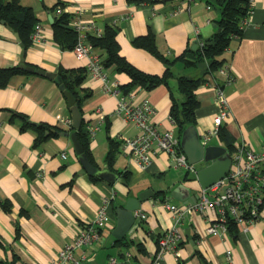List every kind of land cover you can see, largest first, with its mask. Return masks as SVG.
<instances>
[{
	"label": "crops",
	"instance_id": "1",
	"mask_svg": "<svg viewBox=\"0 0 264 264\" xmlns=\"http://www.w3.org/2000/svg\"><path fill=\"white\" fill-rule=\"evenodd\" d=\"M211 1L21 0L32 8L40 26L38 40L25 51V62L46 71L87 67L88 59L78 60L72 51H62L52 42L49 9L60 2L63 11L73 16L72 21L94 23L100 30L105 24L115 25L120 55L141 71L162 75L164 64L147 51L132 46V39L153 33L157 50L169 58L187 48L194 50L190 47L193 41L206 39L216 31L219 12ZM61 10L57 8L56 13ZM19 53L18 42L0 24V67L18 66ZM225 55V71L232 81L221 87L229 111L222 125L233 136L234 146L244 143L260 152L264 145V0H251V12L241 37L231 39ZM171 70L176 76L197 77L201 73L199 67H185L180 61L174 62ZM25 72L13 76L0 88V264L14 256L15 264H50L65 245L73 242L79 226L93 222L105 200L109 202L108 218L100 228V239L75 250V255L82 259L80 264H111V259L115 261L113 264H150L157 239L174 220L160 198L181 207L182 203L174 200L170 192L184 183L194 195L198 188V182L191 179L194 174L184 180L186 171L176 168L164 152L142 166L121 147L113 169L129 171V182L126 185L117 177L109 184L101 179L93 181L79 172L81 165L69 136L50 138L33 147L35 133L23 129L22 118L13 113H22L34 123L60 127L67 125L70 114L65 97L52 80ZM105 72L117 85L128 81L125 74L113 71L112 67ZM225 79V74L218 72L195 91L199 102L195 111L198 136L212 128L213 116L219 109L212 84H222ZM169 84L174 96L180 99L175 78ZM82 87L92 92L83 105L84 118L88 123L98 124L89 148L98 169H104L108 135L122 140L136 135L138 129L114 114L117 96L105 92L98 77L87 74ZM134 91L136 102L147 100L155 108L151 119L159 131L174 128L169 119V90L164 85L152 91L140 88ZM105 117H111L108 133L104 128ZM208 145L225 147L217 135L210 138ZM146 189L162 193L140 202L138 212L145 219H139L135 232L126 236L124 241L128 244L117 243L111 234L115 207ZM206 224L202 212H186L178 226L182 245L175 253L165 252L162 264H201L200 256L209 264H264V218L239 225L236 237L208 235ZM138 243L144 252L138 250ZM227 251H231L229 257ZM126 252L130 253L129 259Z\"/></svg>",
	"mask_w": 264,
	"mask_h": 264
},
{
	"label": "trees",
	"instance_id": "2",
	"mask_svg": "<svg viewBox=\"0 0 264 264\" xmlns=\"http://www.w3.org/2000/svg\"><path fill=\"white\" fill-rule=\"evenodd\" d=\"M212 4L218 9L219 18L215 21L216 31L212 36L206 39H198V46L194 50L185 49L180 55L169 58L159 53L155 45V37L153 33L145 36H137L132 39L131 44L135 48L147 51L153 57L161 61L165 70L162 75L149 74L139 70L129 63L119 53V46L116 41L117 27L113 24H105L101 28V33L97 35L94 32L86 34V41L90 43L94 51L99 55L101 65L104 70L111 68L113 71L123 73L128 77V81L118 85V92L121 95H127L129 92L137 88L145 91H152L160 85H164L169 90L171 106L169 109V119L172 122L177 137L180 139L182 131L189 126H196L195 111L199 106L195 91L201 84L209 82L226 62L228 47L233 38L241 37L246 19L251 12V0H213ZM62 10L56 13V9ZM52 15L51 29L52 42L62 51H72L77 42V31L72 26L73 16L63 11V4L58 2L49 9ZM0 21H4L19 36V42L24 45L25 51L33 43L34 27L38 24V19L30 6H25L21 0H0ZM180 61L185 67H199L201 73L197 77H188L185 75H175L171 70L174 62ZM21 73H26L18 66L0 67V88H4L9 80ZM89 71L86 67H77L71 69H62L58 67V75L61 84L71 93L75 100V105L82 117L80 127L74 129L70 124L64 127L50 125L44 122L33 123L22 114L15 112L22 118V128H27L35 133L33 147H38L42 142L50 138H59V132L75 133L83 152L88 161L98 168L91 154L89 145L91 135L87 129L88 121L84 118L83 105L87 99L92 96L89 89L83 88L82 84L87 78ZM175 78L176 91L180 96L177 99L170 87V80ZM70 114V109H68ZM111 117H105L104 128L108 133L111 125ZM218 138L224 143L229 152L234 150V138L227 128L221 125L217 131ZM122 140H116L108 135V148L104 158V164L107 170L120 177L123 182L128 185L130 172L127 170L117 171L113 169V163L116 156L121 151ZM181 149V148H180ZM193 176V174H190ZM186 172L184 180L190 177ZM93 181L99 180L95 176H90ZM191 179H195L193 176ZM162 191H157L153 197H158ZM160 202L165 201L163 197ZM3 203V207H4ZM9 208V205H7ZM238 226L235 222H227V234L236 237ZM122 240H118L119 244H128ZM131 242V241H129ZM182 245L180 241L176 248ZM137 248L140 252H144L138 243ZM201 264H209L202 256H200ZM180 261V260H179ZM16 257L9 262L2 264H15ZM181 262V261H180Z\"/></svg>",
	"mask_w": 264,
	"mask_h": 264
},
{
	"label": "built area",
	"instance_id": "3",
	"mask_svg": "<svg viewBox=\"0 0 264 264\" xmlns=\"http://www.w3.org/2000/svg\"><path fill=\"white\" fill-rule=\"evenodd\" d=\"M190 2L192 0H180ZM59 11V9H58ZM73 28L77 31V42L73 47V54L76 59H88L87 69L93 76L98 77L103 83V90L117 96V104L114 114L123 122L131 123L138 129L134 136L122 139V149L138 161L142 166L149 164L158 153H166L172 160L176 168H182L186 172L195 174L196 166L188 163L186 156L180 149V139L175 135L174 128L166 131H159L151 117L155 113V108L147 100L136 102L135 91L127 95L118 92V85L108 78L103 69L99 55L94 51L92 45L86 41V34L94 32L101 33L94 23H82L72 21ZM39 24H36L33 32V40H38ZM224 73V82H214L213 89L215 100L218 104V111L213 116L212 128L199 139L203 146L209 143L211 137L217 135L218 128L229 116L228 102L226 100L222 85L230 83L232 76L225 71L224 65L215 72ZM214 74V75H215ZM213 78V77H212ZM211 78V79H212ZM210 79V80H211ZM67 123H70L68 119ZM172 123V122H171ZM87 129L93 135L98 129V124L89 122ZM234 150L229 152L231 165L224 177L210 186L203 188L198 186L195 190L198 198L195 202L182 203V206L170 203L167 200L161 205L169 210L174 217L172 225L163 233L156 243L150 264H162L165 252L175 253L177 243L182 235L178 226L186 212L199 211L205 215L207 224L205 233L212 236H225L227 234V222L233 221L239 225H249L264 218V145L260 152L253 151L246 144H236ZM64 158V154H61ZM108 200H105L97 210L93 222L79 226L72 243L65 245L51 261L50 264H80L81 258L75 255L77 247L85 246L97 242L101 235V226L108 218ZM138 219H145V215L135 212ZM231 251L226 252L229 257ZM126 258H130V253L126 252ZM111 264L115 261L111 259Z\"/></svg>",
	"mask_w": 264,
	"mask_h": 264
},
{
	"label": "water",
	"instance_id": "4",
	"mask_svg": "<svg viewBox=\"0 0 264 264\" xmlns=\"http://www.w3.org/2000/svg\"><path fill=\"white\" fill-rule=\"evenodd\" d=\"M49 22H52V17L49 15ZM1 25H4L7 30L16 39L20 47L19 63L18 67L29 73L46 77L52 80L59 88L60 92L66 99L67 107L70 109L71 126L74 129L80 127L82 117L75 105V100L71 93L67 91L61 84L58 68L53 71H46L42 68L29 65L25 62L24 54L25 48L22 43L19 42L18 34L8 26L4 21H0ZM197 41H193L191 48H196ZM34 123V122H33ZM59 136H69L73 150L77 156V159L81 165L80 173L87 174L89 176H95L98 179L104 180L106 183H113L117 175L104 169H98L93 166L87 159L81 145L79 144L76 134L59 132ZM180 148L183 154L186 156L188 163L196 166V172L194 174L195 180L198 182V186L206 188L214 182L222 179L228 172L231 165V157L229 151L222 146L208 145L203 146L201 144L197 129L194 126L185 128L180 137ZM200 163L198 166L197 164ZM154 193L151 189H146L138 193L137 197H127L126 200L120 206L115 207V226L111 232L112 236L116 240H122L126 236L130 237L137 229L139 219L135 215V212L139 211L140 202L153 196ZM171 197L180 203L195 202L198 195L190 194L187 184L184 183L176 185L170 192ZM188 233V230H186ZM193 244V241H191Z\"/></svg>",
	"mask_w": 264,
	"mask_h": 264
},
{
	"label": "rangeland",
	"instance_id": "5",
	"mask_svg": "<svg viewBox=\"0 0 264 264\" xmlns=\"http://www.w3.org/2000/svg\"><path fill=\"white\" fill-rule=\"evenodd\" d=\"M198 43H199V41H197V46H198ZM200 163H198L197 164V166L199 165ZM182 169V168H181ZM183 171H184V169H183ZM183 171L181 170V173H183ZM191 173H189V175H190ZM173 198V197H172ZM175 200V199H174Z\"/></svg>",
	"mask_w": 264,
	"mask_h": 264
},
{
	"label": "bare ground",
	"instance_id": "6",
	"mask_svg": "<svg viewBox=\"0 0 264 264\" xmlns=\"http://www.w3.org/2000/svg\"><path fill=\"white\" fill-rule=\"evenodd\" d=\"M69 120H70V123H67V125H69V124L71 125V119H70V117H69ZM67 125H66V126H67Z\"/></svg>",
	"mask_w": 264,
	"mask_h": 264
}]
</instances>
